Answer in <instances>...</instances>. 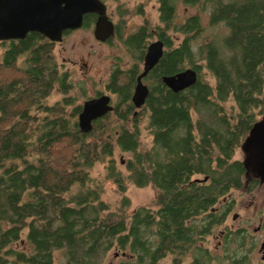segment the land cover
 Returning a JSON list of instances; mask_svg holds the SVG:
<instances>
[{"label":"trees","instance_id":"obj_1","mask_svg":"<svg viewBox=\"0 0 264 264\" xmlns=\"http://www.w3.org/2000/svg\"><path fill=\"white\" fill-rule=\"evenodd\" d=\"M158 1L156 31L145 22L119 35L144 63L155 34L165 43L163 56L143 77L150 87L145 102L137 106L133 97L144 67L138 71L134 65L126 74L114 68L107 87L118 94V103L88 131L76 116L83 104L71 114L68 97L53 107L43 104L55 86L64 93L74 87L52 51L54 42L39 44L40 33L23 41L31 48L25 72L0 81V264H55L57 250L64 252L65 264H104L113 248L128 250L137 264H162L169 253L180 258L192 250L198 253L193 264H210L212 252L197 242L225 220L231 207L216 208L221 197L246 182L245 162L234 155L264 114V0H184L202 3L209 23L225 29L197 46L201 14L177 21L178 0ZM95 18L86 14L85 24ZM22 54L15 48L2 58L11 65ZM187 67L197 70V81L174 90L164 77ZM230 98L238 106L231 113L225 105ZM32 104L51 109L36 125ZM119 104H125V113ZM143 106L153 136L147 147L141 146L135 115V107ZM116 146L131 152L128 177L157 189V207L139 206L129 221L110 209L90 172L95 161L106 159L107 176L124 191Z\"/></svg>","mask_w":264,"mask_h":264},{"label":"rangeland","instance_id":"obj_2","mask_svg":"<svg viewBox=\"0 0 264 264\" xmlns=\"http://www.w3.org/2000/svg\"><path fill=\"white\" fill-rule=\"evenodd\" d=\"M108 5V12L111 18L117 23L118 33L107 41H101L96 38L94 34V23H89L88 25H83L80 28L70 30L64 34L62 41H56L52 43V51L55 57L58 59V64L60 69L70 70L71 77L74 83V87L69 91L64 93L59 89L58 85L52 90V92L45 98V103L55 106V103L62 100L64 97H68L73 100V104L66 106L67 114H71L73 107L78 104H83L84 101L89 98V96L95 95L98 90L103 93H109L112 96V101L115 105L118 103V94L109 90L107 83L110 80V76L116 67L123 69V74H126V69L131 67H136L138 71H141L144 67V61L139 60L137 53L130 52L119 35L122 34L125 37L132 31H135L140 25L147 22L156 31L158 24L160 23V11H159V1L158 0H105ZM198 12L201 14L203 19L204 28L203 30L194 36L193 44L197 46L202 43L203 39L208 38L211 33L220 34L224 29L220 24L212 26L209 23V9H202V3L200 4H190L184 0L177 1L176 10V20L183 21L191 13ZM150 27V26H149ZM150 27V28H151ZM151 28V29H152ZM171 33V31H169ZM157 34L154 35L152 40L157 39ZM151 40V41H152ZM5 43L0 44V81L6 82L13 79L16 75L25 72V67L28 59V52L22 54L13 61L11 65H7L2 58L4 53ZM40 44V42H39ZM209 75V74H207ZM122 80L125 77L121 74ZM212 83L214 78L209 76ZM148 82V80H145ZM226 107L231 111H235L236 102L234 99L230 98L225 103ZM26 105H23L25 107ZM119 108L123 109L122 112L125 113V104H119ZM30 108V113L34 119L33 124L36 125L44 115L49 114V111L45 106L41 109H36L35 104H32ZM137 112L135 115L139 117L140 125V141L141 146L147 147L152 144L153 136L151 134L148 124L149 111L143 107H135ZM47 110V111H44ZM133 111L129 112L128 115L133 117ZM52 114V113H50ZM113 117H116L115 113H111ZM79 119V116L76 115ZM260 116V115H258ZM130 124V120L128 121ZM115 163L118 168L122 170L125 175L126 189L123 191L119 188L118 184L107 176L106 163L107 160H97L90 168V172L94 181L99 182L103 186L102 198L107 201L110 205V209L116 211L118 214L127 217L128 221L131 218L133 211L142 205H146L150 208H156V197L157 189L152 183L144 186L137 185L131 178L128 177V170L126 168V159L131 156L130 151H124L117 147L114 149ZM236 158H244L245 151L241 146L236 150ZM240 201L244 202V206L249 205L248 203L252 199L251 194L240 193L236 189H231L227 193L226 203H230L233 209L227 214L226 219L222 224L214 227V230L207 234L204 239L201 240L202 245L207 247L212 252V257L210 264H232V258L238 259L240 257V252H233L232 250L227 253L226 247L223 245L217 246L220 239V231L226 226H231L232 223H236L237 220L234 219L233 215L235 211H239L243 220L240 219L239 223H243L246 219L248 212L252 213L256 210L258 212L253 216L250 221L254 225H257L264 212L263 194L262 192L253 199V204L250 205L248 212L245 208L239 209L236 205L234 197H237ZM129 197V202L125 203L123 200L124 196ZM234 199V202H233ZM256 207V210L254 209ZM252 213L251 215H253ZM28 228L24 230L23 237L26 236ZM259 241H257L255 252L253 257L250 259L251 264H264V259H262V252L260 251V242L264 236V230L257 233ZM22 241V239H21ZM232 244V243H231ZM230 244V245H231ZM18 247H22L21 243L17 244ZM235 243L231 245V249L236 248ZM128 251V250H127ZM55 264H65L66 258L64 252L57 250L55 253ZM136 257H131L130 255L123 254V250L113 248L108 252L104 264H130L134 262ZM193 254H186L181 259H175V256L171 253L162 257L160 262L162 264H193ZM176 260L178 262H176ZM206 263V262H205ZM204 263V264H205ZM245 263V264H250ZM10 264V263H8ZM137 264V262H134ZM139 264V263H138Z\"/></svg>","mask_w":264,"mask_h":264},{"label":"water","instance_id":"obj_3","mask_svg":"<svg viewBox=\"0 0 264 264\" xmlns=\"http://www.w3.org/2000/svg\"><path fill=\"white\" fill-rule=\"evenodd\" d=\"M0 6L5 7L0 15V39L23 37L30 31H38L52 41H62L67 30L83 26L88 13L98 15L94 27L97 39L106 41L116 34V25L109 17L105 0H0ZM164 51L165 43L162 39L149 43L144 71L138 76L133 96L137 106L145 102L150 91L142 77L159 62ZM164 79L174 90H179L194 84L198 72L193 67H187ZM114 107L109 93L87 98L79 113L81 129L90 130L95 119ZM241 147L245 151L242 159L248 169L247 174L252 172L264 180V114L255 121Z\"/></svg>","mask_w":264,"mask_h":264},{"label":"flooded vegetation","instance_id":"obj_4","mask_svg":"<svg viewBox=\"0 0 264 264\" xmlns=\"http://www.w3.org/2000/svg\"><path fill=\"white\" fill-rule=\"evenodd\" d=\"M4 8L5 7H1L0 6V15L3 14ZM94 14H96V13H94ZM108 14H109V12H108ZM97 17H98V15L96 14L95 20L90 22V23H94V27H95V22L97 20ZM109 17L111 18L110 14H109ZM83 25H86L85 21H84ZM115 25H116V34H117L118 27H117V23L116 22H115ZM68 31H70V30H67L66 32H68ZM32 33H40V32H38V31H30L23 37L1 38L0 39V44L3 45L5 43H8L7 45H5L4 52L12 51L15 48L18 49V52H20V53L21 52H23V53L29 52V49H31L29 44H26L23 41L26 40L28 37H30V34H32ZM40 37H41V39L39 41L40 44L46 45L48 40H50L46 35H44L42 33H40ZM50 41L51 42H56V41H52V40H50ZM145 80L146 79H143L144 82H145ZM145 83L149 86L148 82H145ZM149 89H150V87H149ZM101 94H103V92L98 90V92L95 95L89 96V98L90 97L99 96ZM112 103H113V101H112ZM247 171H248V169L245 171V173L243 175L244 181H246V182L242 186H238V187H234L233 188V189H236L237 191H239L240 193H244L245 192V193L251 194V196H252L251 198L252 199L250 200V202L248 203L249 205H247V206H244V202L242 201V198H240V201H239L238 194H237V197H234L235 203H236L237 206H239V209L245 208L246 212H248L250 207H252L250 205L253 204V202H252L253 199L256 198L259 195L260 192H262V194H263V203H264V180H262L259 176H257L256 174H254L252 172L247 174ZM226 195L221 197V199L219 200L218 204L216 205V208H218V209L222 208L224 210V208L231 207L226 213V216H227V214L233 209L234 204L232 206L231 202H230V203H227V205L225 206V203H226V200H227V196ZM234 199H233V202H234ZM234 208H235V206H234ZM254 209L256 210V207ZM257 212H258V210L252 212V213H254L253 215H251L252 213L248 212L247 215H246L245 221L243 223H239L240 219L243 220V216L238 210L235 211L233 217H234V219L237 220V222L236 223H232L231 226H226L225 228H222L221 231H220V239L218 241V245L217 246L218 247L221 246V245H223V247L225 246L227 253L229 251H231V250L233 252H235V253L236 252H240L241 253L240 254V257H241L240 260L232 258V260L235 259L237 261L236 262L237 264L250 263V259H251V257H253V253L255 252V249H256L257 241H259L257 233H259L262 230H264V212H263L262 217H261V219H260V221H259V223L257 225H254L253 223L250 222L252 220L253 216L256 215ZM223 222H224V220L221 221L220 223H218L217 225L222 224ZM201 240L202 239H199L197 243L199 245H201L202 248H204V249L207 248V247H204V245H202ZM229 240H230V242H229ZM233 243H235V245L237 247L235 246L236 248L231 249V245L233 246ZM263 243H264V236H263V238H262V240L260 242V251L262 252V256H261L262 259H264V246H263ZM194 252L195 251L192 250L191 252L187 253V254H193V257H194L193 263L198 260V257H196L198 253H196V252L194 253ZM123 254L130 255L131 257H133V255H131L127 250L123 251ZM181 258L182 257H180V258H176L175 257V259H181ZM176 262H178V261L176 260Z\"/></svg>","mask_w":264,"mask_h":264}]
</instances>
